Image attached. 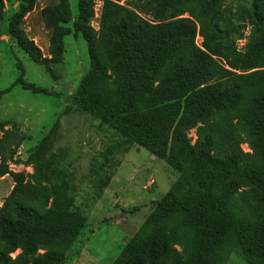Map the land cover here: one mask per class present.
<instances>
[{
    "label": "trees",
    "instance_id": "obj_1",
    "mask_svg": "<svg viewBox=\"0 0 264 264\" xmlns=\"http://www.w3.org/2000/svg\"><path fill=\"white\" fill-rule=\"evenodd\" d=\"M14 1L5 34L52 76L64 38L86 42L89 69L63 113L90 114L179 174L112 264H225L233 252L264 264V0L236 12L225 0H102L98 30L95 0H76L75 15L57 0L40 11L47 56L23 29L37 0H0V37ZM16 68L11 87L51 94ZM57 127L19 162L27 174L8 162L27 136L0 121V178L13 181L0 205V264H65L86 226L53 151Z\"/></svg>",
    "mask_w": 264,
    "mask_h": 264
},
{
    "label": "rangeland",
    "instance_id": "obj_2",
    "mask_svg": "<svg viewBox=\"0 0 264 264\" xmlns=\"http://www.w3.org/2000/svg\"><path fill=\"white\" fill-rule=\"evenodd\" d=\"M125 1V0H124ZM57 0H37L34 9L23 20V29L30 39L47 56L49 31L44 29L40 11ZM102 0H95L98 7ZM251 0H225V8H237ZM76 14V0H70ZM5 19L0 37V121L14 123L27 139L9 162L13 172L31 174L32 169L22 163L33 147L58 123L54 132L53 151L63 158V181L70 186L71 194L86 216V226L68 246L65 264H112L124 245L139 230L158 201L172 186L178 172L168 163L146 149L132 143L125 146L121 136L98 123L88 113L64 114L68 96L72 95L89 69L86 42L81 36L64 38V56L54 66L55 77L42 65L34 63L27 54L9 39L6 25L18 1L5 3ZM96 8V6H95ZM90 25L98 30L99 17ZM248 26L244 27L247 34ZM197 37V43H200ZM243 41H238L241 48ZM24 68L26 81L51 94H34L13 87L19 71L16 62ZM9 89L8 91H6ZM188 136L195 138L193 131ZM244 151H249L246 144ZM106 182L107 185L103 186ZM13 186L12 179L0 178V205ZM12 256H15L13 254ZM225 264H246L235 252L226 257Z\"/></svg>",
    "mask_w": 264,
    "mask_h": 264
},
{
    "label": "built area",
    "instance_id": "obj_3",
    "mask_svg": "<svg viewBox=\"0 0 264 264\" xmlns=\"http://www.w3.org/2000/svg\"><path fill=\"white\" fill-rule=\"evenodd\" d=\"M95 6H96V8H97V10H98V11H95V15H96V16H97V18H98V17H99V15H100V7H101V6H100V7H98V4H96V3H95V5H94V9H95V10H96Z\"/></svg>",
    "mask_w": 264,
    "mask_h": 264
},
{
    "label": "clouds",
    "instance_id": "obj_4",
    "mask_svg": "<svg viewBox=\"0 0 264 264\" xmlns=\"http://www.w3.org/2000/svg\"><path fill=\"white\" fill-rule=\"evenodd\" d=\"M100 16V15H99ZM244 41V40H243Z\"/></svg>",
    "mask_w": 264,
    "mask_h": 264
}]
</instances>
